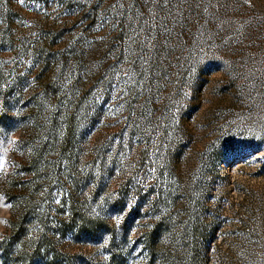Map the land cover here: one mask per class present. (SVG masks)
<instances>
[{"label":"rangeland","instance_id":"rangeland-1","mask_svg":"<svg viewBox=\"0 0 264 264\" xmlns=\"http://www.w3.org/2000/svg\"><path fill=\"white\" fill-rule=\"evenodd\" d=\"M0 109V264H264V0H0Z\"/></svg>","mask_w":264,"mask_h":264},{"label":"snow or ice","instance_id":"snow-or-ice-1","mask_svg":"<svg viewBox=\"0 0 264 264\" xmlns=\"http://www.w3.org/2000/svg\"><path fill=\"white\" fill-rule=\"evenodd\" d=\"M21 2H22V0H21ZM157 2H158V0H153L154 4H156ZM165 3H167V0H165ZM123 6L124 5H122V4L120 5V7H123ZM153 19H154V15H153ZM6 112H7L6 109H0V116L5 115ZM0 136H3L5 139L8 137L7 129L4 126H2V125H0ZM9 142L15 143V141H9ZM2 167H3V165L0 164V169H2ZM117 222H119V221H117ZM105 243H107V241H105ZM106 259H107V257H106Z\"/></svg>","mask_w":264,"mask_h":264},{"label":"trees","instance_id":"trees-1","mask_svg":"<svg viewBox=\"0 0 264 264\" xmlns=\"http://www.w3.org/2000/svg\"><path fill=\"white\" fill-rule=\"evenodd\" d=\"M153 233H154V232H153ZM150 238H151V241H152V236H150ZM151 241L149 240V242H150V243H151ZM150 243H149V244H150ZM149 248H152V247H151V245H150V247H149Z\"/></svg>","mask_w":264,"mask_h":264}]
</instances>
